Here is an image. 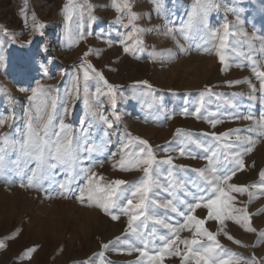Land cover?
I'll list each match as a JSON object with an SVG mask.
<instances>
[{"label":"rangeland","instance_id":"obj_1","mask_svg":"<svg viewBox=\"0 0 264 264\" xmlns=\"http://www.w3.org/2000/svg\"><path fill=\"white\" fill-rule=\"evenodd\" d=\"M73 2L84 5L85 10L82 15L79 11L73 12L69 21L63 9L67 0H0V116L13 117L0 126V133H10V144L16 145L14 148L0 143L5 155V175L12 180L11 183L0 180V241L4 242V247H0V264H86L89 258L92 264H134L137 259L147 264V258H140L136 252L118 254L111 248H101L103 243L127 232V216L121 215L118 221H113L100 209L82 204L76 198L78 188L86 183L79 173L82 165L57 168L44 178V188H56L71 180L67 197L55 192L46 196L42 189L27 186L35 164L25 163L18 144L26 137L28 116L34 115L43 102L50 104L51 98H55L57 131L62 119L82 144L85 132L90 144L99 145L110 139L106 150L93 153L91 158L102 161L95 163L93 170L103 178V183L123 179L128 187L137 184L142 171L120 169L117 149L121 142L127 143L134 137L148 140L156 149L158 159L170 155L177 166L171 169L170 176L164 171L170 166H161L162 175L153 189L155 195L150 198L158 203L173 197L183 199L179 185L187 184L194 191L191 181L197 179L195 170L205 168L207 161L204 150L195 144L189 145L192 155L179 154L177 145L185 137L177 139V130L190 133V139L206 145L214 143L210 134L227 132L229 135L219 142L226 144L235 141L237 135L255 138L248 129L254 127V120L264 116V91L260 90V78L248 60L251 56L264 70V0H214L215 8L207 17L208 28L194 26L186 34L179 30L188 22L195 0H160L159 13L152 0H129L132 11L139 14L134 22L141 29L139 32L131 25L125 28L117 22V17H122L127 23L128 13H118L112 0ZM41 23L44 28L34 31L33 25ZM226 25L233 35L228 38L225 50L228 67L224 68L216 55L219 40L211 32L219 30L222 35ZM167 28L176 31L175 37L163 34ZM2 29H7L8 34ZM129 32L133 33L130 40L125 39ZM80 33L85 39H79ZM137 40L141 43L137 44ZM125 46L132 51L125 53ZM90 48L94 52L88 61L110 84L117 86L115 107L108 97L107 86L95 80L89 81L90 105L83 102L81 61L83 53ZM24 67L28 68L27 74L21 72ZM77 74L79 95L72 92L71 83ZM142 81L149 82L152 88L138 83ZM252 85L256 87L255 92ZM37 86H42L46 94L38 92L36 99L30 101L28 97ZM97 87L101 89L99 94ZM196 108L200 109L198 114ZM249 115L254 119L235 118ZM100 116L108 117L112 129H108ZM210 119L218 121L215 127L209 123ZM258 140L253 151L244 157L245 170L238 172L229 183H259L258 174L264 170V137ZM136 144L133 140V149ZM166 145L170 148L168 152L158 147ZM114 152L115 157L111 155ZM232 194L236 196V207L247 204L249 223L256 231L249 232L243 225L225 221L217 239L240 254L241 264L251 258L257 264H264V241L259 239L260 232L264 231V195L257 193L247 203V193ZM149 215L167 216L172 222L183 223V218L156 204L150 207ZM193 215L203 219L207 210L201 207ZM145 223L152 227L151 220ZM205 226L215 232L219 224L206 220ZM225 232L233 239H228ZM164 234L166 230L157 226L156 235ZM180 236L191 238L192 233L184 229ZM132 242L139 246L134 238ZM154 247L149 245V250ZM29 249L34 251L27 252ZM101 251L105 253L103 256L98 255ZM163 264H182V257H166Z\"/></svg>","mask_w":264,"mask_h":264},{"label":"snow or ice","instance_id":"obj_2","mask_svg":"<svg viewBox=\"0 0 264 264\" xmlns=\"http://www.w3.org/2000/svg\"><path fill=\"white\" fill-rule=\"evenodd\" d=\"M152 2L155 5L156 12L159 13L161 10L160 0H152ZM112 6L118 13H128V22L124 23L122 17H117L118 23L125 28L131 25L136 32L141 31V29L136 28L134 23L139 18V14L132 11V5L129 0H112ZM214 8V0H195L188 22L179 31L186 34L194 26L207 29V17L209 12ZM63 9L67 13L68 20L71 21L73 12L79 11L82 15L85 6L75 4L73 0H67ZM164 27L167 26L165 25ZM33 28L34 31H41L44 28V24H34ZM2 31L8 34L7 29H2ZM163 34L175 37L176 31L172 28H167V31ZM230 35L233 34L228 31L227 25L222 35L219 30L211 32V36L219 40L216 55L224 68L228 67V57L225 55V50L228 47ZM132 38L133 33L129 32L125 39L130 40ZM79 39H85L83 33L79 34ZM78 42L79 40L76 41V43ZM121 43L124 44L125 41L121 40ZM136 43L139 44L141 41L137 40ZM123 51L128 53L132 51V48L125 46ZM205 51L210 50L205 49ZM93 52L94 49L90 48L83 53L81 61V67L83 68V102L85 105H90L89 81L95 80L97 84L102 82L107 86L108 97L112 106L115 107L117 86L110 84L103 73L88 61V56ZM248 60L253 64V72L260 78V90L264 91V70H261L257 66L256 60L251 56L248 57ZM43 70L47 71L46 68ZM21 72L22 74H27L28 68H22ZM71 83L72 92L79 95L80 78L78 74L72 77ZM138 83L149 89L152 88V85L147 81ZM235 83H240V81H235ZM21 90L24 91L25 89ZM252 90L253 92L256 91L255 85H252ZM100 91L101 89L97 87V94ZM38 92L42 95L46 94L42 90V86H37V88L32 89V95L28 99L30 101L36 99ZM253 98L255 97L253 96ZM56 107L57 101L55 98H51L50 104L45 101L38 106L36 113L28 116L26 137L18 144V151L24 158L25 163L31 161L35 164V167L30 170L31 175L27 178L28 187L42 189L46 196H50L52 192H55L57 195L67 197L70 192L69 185L71 184V180L58 184L56 188H44V178L50 171L57 168L71 169L82 165L79 167V173L83 174V179L86 183L78 188L76 198L82 204L87 203L89 206L100 209L113 221H118L121 215L127 216V232L122 236H116L113 240L103 243L101 245L103 250L111 248L118 254L136 252L140 258H147V264H163L166 257H182V264H241L242 257L240 254L223 246L217 239V235L224 230L225 221H234L238 225H243L249 232L256 231L255 228L250 226V214L247 211V204L244 207H236L234 204L236 196L232 193H247V203H251L257 193L264 195V170H261L258 174L259 183L237 185L229 183V181L238 172L245 170L244 157L253 151L254 146L259 142L258 137H264V116H261L258 120H254V127L248 129L249 132L255 134V138L253 135H237L235 141H230L226 144L219 142L223 137L229 135L227 132L220 135L216 133L210 134L214 143L206 145L198 140L190 139V133L182 134L178 129L176 138L185 137L177 145L179 154L181 156L186 154L192 155L189 145L195 144L196 147L204 150V159L207 161V166L195 170L197 179L191 181V188L194 191L189 190L187 184H180L179 193L184 197L183 199L173 197L164 203H158V201L151 199L150 196L155 195L153 189L158 186V181L162 175L160 171L161 166H170L169 169L164 170L169 176L172 175L171 169L177 168L173 164L172 156L169 155L163 159H158L155 154L156 149L153 148L148 140L141 139L140 137H134L127 143L121 142L120 148L117 149L120 152L118 167L125 171L139 169L143 175L139 182L133 184L131 187H128V182L123 179L103 183V178L99 177L93 170L94 164L102 163V161H92L91 158L93 153L105 151L111 140L109 139L106 143L99 145L90 144L87 139L88 134L85 132L82 144L80 140L73 136L71 127L66 125L62 119L59 122V130L57 131L56 124L54 123L56 119ZM49 108L51 111H49ZM64 110L65 112L68 111L66 104ZM195 112L198 114L200 109L196 108ZM92 115L96 114L93 113ZM99 118L107 124L108 129H112L113 125L108 120V117L100 116ZM235 118L254 119L251 115L244 117L237 116ZM116 119L118 120L120 117L117 115ZM12 120L13 117L11 116H0V126ZM209 123L215 127L218 121L210 119ZM82 131L84 130L82 129ZM10 135V133H0V143L10 144ZM133 140L137 142L135 149L132 148ZM10 146L16 147L14 143L10 144ZM158 147L165 152L170 150L167 145ZM85 153H87L86 156L84 155ZM111 155L115 157L116 153L114 152ZM85 161H88V163H85ZM4 164V149L0 147V180L11 183V178L5 175ZM21 186L23 187L25 184L21 183ZM167 190L166 188L165 191ZM154 204L170 210L172 214L183 218V223L179 221L172 222L167 216L163 218L154 215L150 216L149 208ZM201 207L207 210V215L203 219L193 215L195 210ZM149 220L152 221L151 228L145 223ZM206 220L218 222L219 227L217 231L209 230L205 226ZM157 226L165 229L166 234L156 235ZM184 229L192 233L191 238H181L180 233ZM225 235L228 234L225 232ZM132 238L139 242V246L132 242ZM228 239L231 240L233 237L228 235ZM259 239L264 241V231L260 232ZM236 243L240 242L236 241ZM149 245H155L154 249L149 250ZM180 245H183V249L180 248ZM0 247H4L3 241H0ZM30 251H34V249L27 250V252ZM104 254V251L98 253L99 256H103ZM86 264H92L91 258L86 261ZM134 264H142V259H137ZM246 264H257V261L255 258H251L246 261Z\"/></svg>","mask_w":264,"mask_h":264},{"label":"bare ground","instance_id":"obj_3","mask_svg":"<svg viewBox=\"0 0 264 264\" xmlns=\"http://www.w3.org/2000/svg\"><path fill=\"white\" fill-rule=\"evenodd\" d=\"M47 8V7H46ZM150 209V208H149ZM125 222V221H124Z\"/></svg>","mask_w":264,"mask_h":264}]
</instances>
